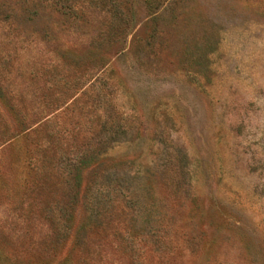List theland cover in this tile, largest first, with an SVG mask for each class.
Wrapping results in <instances>:
<instances>
[{"label":"rangeland","instance_id":"374dc122","mask_svg":"<svg viewBox=\"0 0 264 264\" xmlns=\"http://www.w3.org/2000/svg\"><path fill=\"white\" fill-rule=\"evenodd\" d=\"M0 264H264V0H0Z\"/></svg>","mask_w":264,"mask_h":264}]
</instances>
